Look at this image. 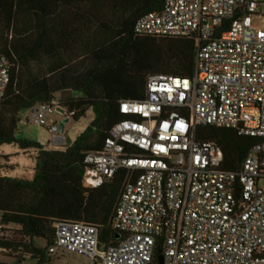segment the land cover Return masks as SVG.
I'll return each mask as SVG.
<instances>
[{"label":"built area","instance_id":"2783aa9c","mask_svg":"<svg viewBox=\"0 0 264 264\" xmlns=\"http://www.w3.org/2000/svg\"><path fill=\"white\" fill-rule=\"evenodd\" d=\"M261 5L164 0L136 21V35L193 38V77L150 75L144 98L122 100L124 118L108 129L101 151L85 156L95 184L125 171L111 220L119 242L101 244L94 225L58 221L46 264H58L52 258L63 252L91 264H159V255L163 264H264V30L253 26ZM10 82L0 54V102ZM29 112L28 123L47 128L54 146L66 145L57 118L66 125L74 113L57 99ZM196 126L257 142L239 171L227 172L221 147L199 141ZM3 217L0 264H29L32 255L13 246L19 227Z\"/></svg>","mask_w":264,"mask_h":264},{"label":"trees","instance_id":"16d2710c","mask_svg":"<svg viewBox=\"0 0 264 264\" xmlns=\"http://www.w3.org/2000/svg\"><path fill=\"white\" fill-rule=\"evenodd\" d=\"M164 0H0V54L11 65V82L0 102V146L37 152L31 180L0 177V211L20 228L13 244L31 254L29 264L50 262L48 249L58 221L94 225L101 244L115 246L111 220L125 171L85 187L87 152L101 151L108 129L124 118L122 100L144 98L150 75L192 78L195 40L140 36L136 21L159 11ZM57 99L75 121L93 110L94 119L64 150H48L16 138L19 114ZM199 141L223 151L222 170L237 172L252 137L234 130L196 126ZM36 239L46 242L44 248ZM160 249V248H159ZM154 264H158L157 261Z\"/></svg>","mask_w":264,"mask_h":264},{"label":"rangeland","instance_id":"374dc122","mask_svg":"<svg viewBox=\"0 0 264 264\" xmlns=\"http://www.w3.org/2000/svg\"><path fill=\"white\" fill-rule=\"evenodd\" d=\"M261 3V16L253 18V26L255 28L264 30V0H251ZM29 110L22 111L19 114L20 123L16 138L19 140H31L41 144L48 150H64L72 144L80 134L91 124L94 119L92 109H89L85 116L80 120L75 121L73 118L64 126V135L66 137L65 146H54L52 142V135L45 127L37 126L33 123H28ZM58 126L62 124L63 119L57 118ZM37 152L34 150L22 151L17 145H3L0 146V177L7 179H22L31 180L34 176V169L36 165ZM97 174L91 170L86 171V179L84 180L85 187H92L95 184ZM20 229V228H19ZM35 245L39 248H44L46 242L43 239H36ZM59 259V260H57ZM53 263L58 264H91V262L79 255L70 252H63L59 256L52 258Z\"/></svg>","mask_w":264,"mask_h":264},{"label":"water","instance_id":"95a60500","mask_svg":"<svg viewBox=\"0 0 264 264\" xmlns=\"http://www.w3.org/2000/svg\"><path fill=\"white\" fill-rule=\"evenodd\" d=\"M64 125H65V122H63L61 125H60V131L63 132L64 131ZM158 261H159V264H163V258L161 255L158 256Z\"/></svg>","mask_w":264,"mask_h":264}]
</instances>
